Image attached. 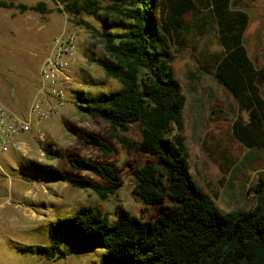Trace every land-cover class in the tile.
Returning <instances> with one entry per match:
<instances>
[{"label": "trees", "instance_id": "16d2710c", "mask_svg": "<svg viewBox=\"0 0 264 264\" xmlns=\"http://www.w3.org/2000/svg\"><path fill=\"white\" fill-rule=\"evenodd\" d=\"M55 1L71 22L84 27L94 43L102 45L106 58L88 60L122 85L119 90L98 94L78 91V110L88 117H100L120 143L153 155L156 163L139 167L130 163L132 192L147 204L166 198L172 203L150 220L121 210L111 222L101 209L81 206L72 216L50 222V244L36 250L54 258L101 248L97 264H264V202L224 213L189 173L182 118L185 95L172 70L169 44V36L178 27L176 15L181 12L174 5L166 8L170 23L161 24L155 0ZM230 1L179 0V4L185 11H206L213 19L220 46L211 55L214 75L235 98L239 112L247 114L246 119L239 114L233 120L231 132L247 148L264 150V68L254 65L243 44L247 13L232 9ZM0 7L47 10L43 2L28 6L0 0ZM100 11L103 15L99 16ZM82 16L96 18L100 25ZM136 122L140 141L121 135ZM85 142L102 157L112 154L111 147L97 136ZM42 152L47 159L62 158L49 145H42ZM68 161L93 177L67 175L32 159L20 161L19 169L29 180L60 181L90 189L102 199L122 184L108 162L98 164L80 156H70ZM256 192L264 197V187Z\"/></svg>", "mask_w": 264, "mask_h": 264}, {"label": "rangeland", "instance_id": "374dc122", "mask_svg": "<svg viewBox=\"0 0 264 264\" xmlns=\"http://www.w3.org/2000/svg\"><path fill=\"white\" fill-rule=\"evenodd\" d=\"M6 1L28 6L43 2L47 9L22 12L18 8L0 7V99L16 114L26 115L40 87L39 67L53 38L73 31L82 40L68 73L69 81L65 83L61 112L34 123L30 131L19 137L22 150L16 149L12 141L7 151L0 149V203H3L0 205V264H97L103 252L101 248L54 258L37 251V247L50 244L49 223L72 216L81 206L101 209L110 222L121 210L150 220L172 202L166 198L147 204L137 197L132 192L134 179L130 163L134 167L156 163L155 157L120 143L106 122L100 117L83 115L76 106L78 91L98 94L122 88L118 80L106 77L97 64L88 60L92 56L106 58L102 45L94 43L84 27L71 22L55 0ZM173 5L181 13L176 15V33L169 36L171 66L185 95L182 118L189 173L224 213L262 206L264 197L256 191L264 187V150L247 148L231 132L233 120L239 114L246 119L247 114L239 112L235 98L214 75L211 55L220 46L213 19L197 8L194 12L185 11L179 0H155L154 8L161 24L170 23L169 10L165 9ZM230 6L247 13L249 22L243 44L254 65L264 68V0H231ZM82 17L95 26L100 25L96 18ZM137 124H130L129 130L121 135L140 141ZM92 135L106 142L112 154L102 157L96 147L86 143L85 139ZM42 145L53 147L62 158L47 159ZM70 156L98 164L110 163L122 179L121 186L102 199L90 189L60 181L29 180L19 169L20 161L32 159L51 164L67 175L93 177L73 168L68 161Z\"/></svg>", "mask_w": 264, "mask_h": 264}, {"label": "built area", "instance_id": "2783aa9c", "mask_svg": "<svg viewBox=\"0 0 264 264\" xmlns=\"http://www.w3.org/2000/svg\"><path fill=\"white\" fill-rule=\"evenodd\" d=\"M79 37L73 31L62 32L54 37L39 67L40 87L29 104L25 116L9 109L0 99V149L7 151L12 141L22 150L18 138L30 131L34 123L57 116L64 107V88L69 81L68 73L76 60Z\"/></svg>", "mask_w": 264, "mask_h": 264}, {"label": "crops", "instance_id": "0c3cea01", "mask_svg": "<svg viewBox=\"0 0 264 264\" xmlns=\"http://www.w3.org/2000/svg\"><path fill=\"white\" fill-rule=\"evenodd\" d=\"M80 37V36H79ZM80 40H82V38H79ZM3 204V203H0V205Z\"/></svg>", "mask_w": 264, "mask_h": 264}]
</instances>
